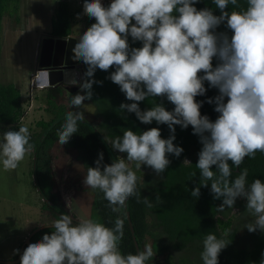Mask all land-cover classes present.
Returning a JSON list of instances; mask_svg holds the SVG:
<instances>
[{"label":"clouds","instance_id":"obj_1","mask_svg":"<svg viewBox=\"0 0 264 264\" xmlns=\"http://www.w3.org/2000/svg\"><path fill=\"white\" fill-rule=\"evenodd\" d=\"M199 2L111 0L105 6L102 0H84L82 14L95 23L72 49L73 59L86 65V71L80 92L70 101L77 111L67 112L58 142L67 144L77 133L78 122L84 121L79 109L85 100L92 99L93 85L103 84L94 79L97 69H114L106 79L118 85L131 102L122 103L120 109L134 113L143 124L155 121L167 125L170 135L162 138L159 127L139 134L125 130L111 145L126 153V158L120 156L116 162L104 164L103 152L99 153L83 183L102 191L111 210L121 213L126 201L139 195L141 178L130 164L134 162L137 170L147 166L157 176L163 174L171 164L169 155L179 158L184 152L174 143L176 126H191L202 145L195 164L200 182L191 196L199 198L201 187H208L211 181L213 198L222 199L218 211L233 208L237 199L243 198L246 211L255 218L244 227L250 233L264 232V182L254 179L249 185L247 169L233 178V167L239 169L246 157L264 153V0H247L246 9L231 12L227 11L229 5L239 8L238 0H212L219 15L208 7L198 9L195 5ZM222 24L231 36L217 31ZM129 37L142 46L131 47ZM43 70L45 79H38V84L42 81L40 88L45 90L51 84L48 70ZM205 82L208 88L217 89L218 95L198 101L196 98L208 91ZM149 97L166 98L174 107L167 110L161 102L141 110L140 102ZM205 102L215 105L218 116L214 121L201 114ZM2 137L0 162L5 171L15 170L33 151L29 129L20 126L18 131H5ZM184 163L191 161L185 159ZM143 202L152 207L147 197ZM51 226L55 231L28 245L20 264H147L156 255L150 245L136 254L121 253L124 219L119 216L112 228L91 219L74 223L70 215H61ZM229 243L214 233L206 234L203 264H219V256Z\"/></svg>","mask_w":264,"mask_h":264},{"label":"trees","instance_id":"obj_2","mask_svg":"<svg viewBox=\"0 0 264 264\" xmlns=\"http://www.w3.org/2000/svg\"><path fill=\"white\" fill-rule=\"evenodd\" d=\"M110 2L111 0L102 1L105 6H108ZM19 3L20 0H0V22L6 13L16 14ZM80 3L73 9L70 0H58L50 20V30L47 36L66 38L72 35L76 19L82 18L84 25L78 35L79 40L83 32L95 23L94 19L82 14L84 0H80ZM238 4L239 8L229 5L227 11L247 8V0H238ZM195 6L198 9L208 7L213 10L214 14H220L212 0H200ZM217 31L227 32L231 36V31L226 25L222 24ZM129 44L131 47L142 46L139 41L133 42L131 37H129ZM216 63L214 59V66ZM83 70L85 73L86 65L84 64ZM111 71L114 69H110L109 72L97 69L94 79L103 81V84L102 86L94 84L92 99L85 100L94 108L93 119L85 118L84 121L78 122L77 133L73 134L69 142L64 145L58 142V131L62 129L67 112L77 111V109L71 104L67 105L59 101L65 91L62 85L49 86L45 90V110L50 117L46 120H37L35 124L37 129L30 133V143L34 145L31 152L30 176L41 200L40 207L44 211L53 212L52 203H49L50 201L57 203L60 198L59 193L54 190L57 175L51 151L55 146H58L60 152L73 157L69 163L79 164L82 175L85 177L88 168L95 167V161L101 152L104 155V164L116 162L120 156L126 158V153H119L112 148L111 141L117 136L122 137L127 129L139 134L152 127H159L162 138H168L170 135L167 125H157L155 121L152 124H143L134 113L120 109L122 103L131 102L126 100L118 85L106 79ZM205 87L208 88L207 82H205ZM77 92H80V87L78 90H71L67 93L66 98L69 103ZM216 95H218L217 89L208 88L205 96L196 99L206 101ZM24 100L17 86L11 83H0L1 125L8 126L10 130L15 131L23 126ZM161 102L167 110L171 111L174 107L166 98L160 97H149L140 102L139 106L141 110H146ZM214 107V104L210 105L205 102L201 108V114L208 115L214 121L218 116ZM175 136L174 143L183 147L184 152L179 158L169 155L171 164L163 174L157 176L147 166H142L141 170H137L134 162L130 166L141 178L137 187L139 195L130 197L126 209H123L121 213H114L111 210L102 191L87 187L80 179L76 181L80 185L79 190L87 193L91 199L88 219L102 223L109 228L114 227L118 216L124 219V236L119 243L121 253L136 254L134 241L137 242L139 251H143L145 245H150L156 255L147 264H203L201 259L203 240L208 233H214L218 238L230 242L219 256V264H260L264 259V232L257 230L250 233L244 227L245 224L255 219L246 211V200L238 198L233 208L218 211L217 207L222 203V199L213 198L210 191L211 181L208 182V187H201L199 198L191 196V191L200 182L199 169L195 164L202 145L199 143L198 136L193 135L191 126L188 129L176 126ZM185 159L191 163H184ZM66 164V172H68L70 164ZM244 169L248 171L247 183L249 185L254 179H261L264 182V153L257 152L255 158L246 157L239 169L233 167V178ZM213 170L215 171V168ZM193 173L196 175L193 176ZM144 197L150 200L152 207H148L143 202ZM74 205L78 209L76 201ZM127 212H129L134 235L129 227ZM53 216L57 217L54 212ZM44 223L46 222H41L39 225ZM52 231H55L52 226L43 228L32 235L30 240L31 242L40 241L44 234H51ZM17 254L18 252H15L11 259L16 258Z\"/></svg>","mask_w":264,"mask_h":264},{"label":"rangeland","instance_id":"obj_3","mask_svg":"<svg viewBox=\"0 0 264 264\" xmlns=\"http://www.w3.org/2000/svg\"><path fill=\"white\" fill-rule=\"evenodd\" d=\"M57 2L58 0H20L18 12L6 13L0 22V83H11L20 89L22 98L25 99L22 125L28 127L30 133L37 129V120L50 117L45 110L46 89L34 86L33 75L37 69L39 45L42 37L47 36L50 30V20ZM70 3L73 9L81 4L80 0H70ZM83 25L82 18H77L72 36L78 38ZM59 101L70 104L66 96ZM79 111L83 112L85 118L93 119L94 108L89 102L84 101ZM8 130V126L0 124V141L3 133ZM51 152L55 171H62L68 163V180L76 182L80 179L83 184L84 175L79 164L69 163L73 157L60 152L58 146L52 148ZM132 164L133 162L130 166ZM31 166V153L25 156L15 170L5 171L0 162V259H11L21 241L35 226L51 220L50 212L40 207L41 200L30 176ZM63 173L61 178L65 177V172ZM61 180L58 179L56 190L68 202L71 190L64 188L69 182ZM87 195L79 189L75 194L76 204L82 206L77 209L78 215L84 218H88L91 202Z\"/></svg>","mask_w":264,"mask_h":264},{"label":"water","instance_id":"obj_4","mask_svg":"<svg viewBox=\"0 0 264 264\" xmlns=\"http://www.w3.org/2000/svg\"><path fill=\"white\" fill-rule=\"evenodd\" d=\"M104 1V0H102ZM78 39L72 35L62 38L54 36H45L41 39L39 46V54L37 67L39 69H47L48 77L51 86L62 85L65 89L71 88V90H77L80 83L84 79L83 63L73 59L74 53L72 49L77 43ZM76 81L77 83L73 85L71 82ZM128 201V200H127ZM126 201V205H127ZM51 204V202L49 203ZM77 221L79 219L75 218ZM127 219L132 235H134V230L131 225L129 212H127ZM52 223H46L39 225L32 229L25 237L18 253V257L15 259H0V263L4 264H15L20 261L22 255V250L26 244V248L30 245V237L36 232L43 228L51 227ZM136 251H139L138 244L134 241Z\"/></svg>","mask_w":264,"mask_h":264},{"label":"flooded vegetation","instance_id":"obj_5","mask_svg":"<svg viewBox=\"0 0 264 264\" xmlns=\"http://www.w3.org/2000/svg\"><path fill=\"white\" fill-rule=\"evenodd\" d=\"M64 87V86H63ZM78 89H79V87H78ZM77 89V90H78ZM64 95L63 96H66L67 97V93L68 92H70L71 91V88H69V89H65V87H64ZM66 91H68V92H66ZM65 172V177L63 178H61V176L62 175H64V173L63 172ZM62 171L61 170H58V171H56L57 172V178H56V180H57V182H59V181H62L61 179H64V182L65 183H67V181L69 182L68 183V185H66L65 186V190L67 189V190H69V189H71V197L69 198V200H68V202L67 201H64L63 199H62V197L60 196V198H59V201L57 202V203H53V202H51L52 203V205H51V207L53 208V212L57 215V217H54L53 216V212L52 211H50V218H51V220H49L48 222H46V223H53L55 220H57V219H59L60 218V216L61 215H70V216H72V218H73V220H74V223H76L77 222V220L75 219V218H77V219H79V220H81V219H88L87 217L86 218H84V217H82V216H79L78 215V210H77V207L74 205V201H75V198H76V196H75V194L78 192V189L80 188L79 186V184H78V182H75V181H73V180H68V176H66V167H64L63 169H62ZM58 179H59V181H58ZM55 191H57L56 190V186H55V189H54ZM58 192V191H57ZM59 193V192H58ZM74 198V199H73ZM67 202V203H66ZM80 207H82V206H79L78 205V208H80ZM48 211V210H47ZM46 223H44V224H46ZM27 236V235H26ZM25 236V237H26ZM25 239V238H24ZM24 239L21 241V243H20V245L18 246V250L20 249V247H21V245H22V243H23V241H24ZM31 243H34L33 241L31 242V240H30V244ZM26 249V244L24 245V247H23V250H22V254H23V251ZM19 253V252H18ZM15 254V253H14ZM17 257H18V254H17ZM16 257V258H17ZM15 259V258H14ZM18 263H20V261L18 262Z\"/></svg>","mask_w":264,"mask_h":264},{"label":"built area","instance_id":"obj_6","mask_svg":"<svg viewBox=\"0 0 264 264\" xmlns=\"http://www.w3.org/2000/svg\"><path fill=\"white\" fill-rule=\"evenodd\" d=\"M33 77H34V86L40 88L41 86H39V84H38V79H40V78L45 79L44 70L43 69H36ZM40 85H42V84H40Z\"/></svg>","mask_w":264,"mask_h":264},{"label":"bare ground","instance_id":"obj_7","mask_svg":"<svg viewBox=\"0 0 264 264\" xmlns=\"http://www.w3.org/2000/svg\"><path fill=\"white\" fill-rule=\"evenodd\" d=\"M42 83V81H39V86H42V85H40Z\"/></svg>","mask_w":264,"mask_h":264},{"label":"crops","instance_id":"obj_8","mask_svg":"<svg viewBox=\"0 0 264 264\" xmlns=\"http://www.w3.org/2000/svg\"><path fill=\"white\" fill-rule=\"evenodd\" d=\"M37 61H38V59H37Z\"/></svg>","mask_w":264,"mask_h":264}]
</instances>
